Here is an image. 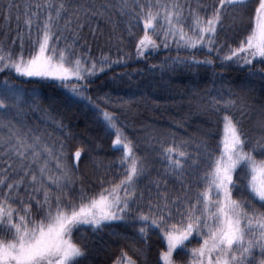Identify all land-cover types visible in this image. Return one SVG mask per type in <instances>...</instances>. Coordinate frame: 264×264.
Returning a JSON list of instances; mask_svg holds the SVG:
<instances>
[{
    "label": "snow or ice",
    "instance_id": "snow-or-ice-1",
    "mask_svg": "<svg viewBox=\"0 0 264 264\" xmlns=\"http://www.w3.org/2000/svg\"><path fill=\"white\" fill-rule=\"evenodd\" d=\"M249 3L250 0H219L207 19L192 14L189 31H185V6L180 0H119L115 7L121 15L129 17L130 24L142 22L144 34L136 47L137 56L161 45L167 48L170 39L178 46L193 50L207 47L209 53L215 51L219 55L218 26L229 10L233 20L238 21L240 10ZM13 8H18L14 0L0 2V9L7 13L5 23ZM69 12L75 18V29L70 27L73 19H66ZM90 12L92 16L102 15L98 9L83 4L74 8L72 0H28L24 11L26 35L31 39L35 26L37 39L32 42L27 59L23 52L14 57L0 45V72L14 70L21 77L58 81L68 89L69 102L74 97L89 99L83 92L90 78L119 63L107 57L92 61L76 55V45L83 39L80 33L84 24L80 17L87 18ZM19 19L17 16L18 22ZM62 19H66L63 31L72 34V42H66L64 48L59 47L62 36L58 35ZM253 23L238 46L229 48L222 63H242L250 66L251 75H256L251 72L253 62L264 63V0H258ZM17 38L23 50L24 35L18 33ZM191 63L212 65L213 61L193 58ZM20 92L7 80L0 88V264H81L87 248L73 239L74 233L85 226L99 232L112 222H127L133 204L144 198L136 184L145 169L134 157L133 144L120 130L115 115L100 110L106 127L115 135L114 148L123 153L120 164L124 175L118 183L94 196H86L81 190L79 201L74 202L64 193L73 183L76 167V164L70 166L68 160L74 159L78 164L83 149H77L74 157H69L63 143L59 146L49 143L44 133L19 119L23 111ZM218 104L213 101L206 107L220 112ZM233 109L243 113V104L238 109L236 100L229 98L223 106L219 154L209 149L207 141L198 145L211 163L201 177L204 188L197 193L195 203L186 200L181 210V198L169 200L166 191H159L157 182V201L153 204L149 200V214L139 212L135 217L141 225L138 229L141 238L146 241L150 230H158L166 241V251L160 254L162 264H177L174 253L185 251L186 242L194 234L202 243L187 253L188 264H254L256 250L261 257L259 264H264V137L251 143L240 121L234 118ZM161 155L168 163L167 171L182 177L189 158L183 144L177 145L175 141L172 146L161 144ZM52 162L56 172L50 167ZM234 193L238 198H234ZM17 203L19 208L13 206ZM256 203L259 208L254 206ZM173 210L180 216L176 223L171 222ZM118 264H136V261L125 253Z\"/></svg>",
    "mask_w": 264,
    "mask_h": 264
},
{
    "label": "trees",
    "instance_id": "trees-1",
    "mask_svg": "<svg viewBox=\"0 0 264 264\" xmlns=\"http://www.w3.org/2000/svg\"><path fill=\"white\" fill-rule=\"evenodd\" d=\"M0 2L7 3V0ZM27 2L14 0L18 8H13L7 23L4 20L7 13L0 9V45L14 57L23 52L25 59L38 35L35 26L31 30V39L26 35L24 11ZM118 3L119 0H72L74 8L83 4L102 13L92 16L90 12L87 18L81 15L80 22L84 27L80 35L83 39L76 45V55L92 61L104 57L119 61L90 78L87 90L83 92L89 99L74 97L69 102L70 93L60 82L21 77L14 70L0 72V88L7 80L21 90L23 111L18 118L44 133L49 143L57 146L63 143L69 157H74L77 149H83L78 164L74 159L68 160L70 166L76 164V167L72 173L73 183L64 189V193L74 202L79 201L81 190L86 196H94L123 178L124 168L120 164L123 153L114 148L115 135L106 127L100 110L115 115L120 130L133 144L134 157L145 169L136 184L138 193H143L144 198L133 204L127 222H112L99 232L85 226L74 233L73 239L87 248L81 264H118L125 253L136 264H162L160 254L166 251V241L158 230H150L145 241L138 231L141 225L135 220L139 212L149 214L150 199L153 204L157 201L156 183L160 185L159 191L168 193L169 200L176 196L181 198V210L186 206L184 201L195 203L197 193L204 188L201 177L211 163L198 145L207 141L209 149L219 154L217 145L223 139V106L229 98L236 100L238 109L243 104V113L237 109L232 113L240 121L249 141L255 143L264 137V73H261L264 63L253 62L251 72L256 75H251L250 66L242 63H222L229 48L237 47L254 26L258 0H250L247 7L240 10L238 21L233 20L232 10L224 16L216 35L219 55L215 51L209 53L207 47L193 50L178 46L170 39L167 48L161 45L137 56L136 47L144 34L142 22L130 24L129 17L121 15L115 7ZM180 3L185 6V31H189L192 14L207 19L218 7L219 0H180ZM69 17L73 19L70 27L75 29L71 12L66 14V19ZM66 19L60 21V48H64L66 42H72L71 32L63 31ZM18 33L24 35L23 50ZM193 58L210 59L213 63L197 65L191 63ZM213 101L219 102L220 112L206 107ZM173 141L177 145L183 144L189 157L182 177L167 171L168 163L161 155V144L172 146ZM50 167L56 172L54 162ZM52 191H55L54 186ZM234 198H238L237 193ZM13 206L20 207L18 203ZM254 206L259 208L258 203ZM179 220L180 216L173 210L171 222ZM201 243L194 234V238L186 242L185 251L174 253L177 264H188L187 253ZM260 259L256 250L254 264H259Z\"/></svg>",
    "mask_w": 264,
    "mask_h": 264
}]
</instances>
